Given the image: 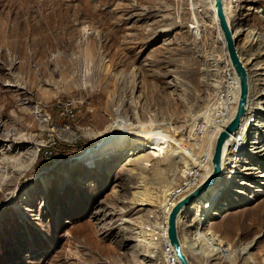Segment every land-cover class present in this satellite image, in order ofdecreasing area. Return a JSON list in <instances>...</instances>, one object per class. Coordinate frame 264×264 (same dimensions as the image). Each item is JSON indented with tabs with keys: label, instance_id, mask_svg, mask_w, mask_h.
Returning a JSON list of instances; mask_svg holds the SVG:
<instances>
[{
	"label": "rangeland",
	"instance_id": "1",
	"mask_svg": "<svg viewBox=\"0 0 264 264\" xmlns=\"http://www.w3.org/2000/svg\"><path fill=\"white\" fill-rule=\"evenodd\" d=\"M223 3L246 137L177 233L191 264H264V0ZM214 17L210 0H0V264H162L163 193L203 159L230 80ZM72 43L96 50L48 49ZM57 57L80 60L64 77Z\"/></svg>",
	"mask_w": 264,
	"mask_h": 264
},
{
	"label": "bare ground",
	"instance_id": "2",
	"mask_svg": "<svg viewBox=\"0 0 264 264\" xmlns=\"http://www.w3.org/2000/svg\"><path fill=\"white\" fill-rule=\"evenodd\" d=\"M222 4H223V7H224V3H223V0H222ZM210 5L211 7L213 8V0H210ZM214 10V8H213ZM224 11H225V7H224ZM56 17V16H54ZM225 17H226V20H227V23L230 27V24L228 22V19H227V16H226V11H225ZM53 21H55V19L53 18ZM60 22V20H59ZM214 22L217 26V22H216V18L214 17ZM62 23V22H61ZM55 25V24H54ZM73 23H72V20L69 19V18H66V21L64 22V25L62 27V32L63 33H66L68 31H70L73 27ZM61 27V26H60ZM218 28V27H217ZM231 29V28H230ZM60 30V29H59ZM219 31V30H218ZM232 33H233V36L235 37V35H237L238 32H233V30L231 29ZM220 33V32H219ZM221 36V35H220ZM251 36H253V34H251ZM221 40H222V37H221ZM235 40H236V37H235ZM223 42V40H222ZM48 49L52 52L54 51H59V52H62V54H66L67 51H72L74 52V54L76 53H79V52H82V51H86L88 54H93L95 52V47H92V46H88L86 47L85 49L82 48V46H79V45H75V44H67V45H61V44H53L51 46L48 47ZM240 58V56H239ZM79 60L78 58H75L74 60H68L67 58L65 57H57L53 60V63L54 64H58V65H63L65 67V69H60V74L64 77H66V75L68 74V69L70 68V64L72 63H75V64H78L79 63ZM243 64V63H242ZM231 69V68H230ZM246 73H247V84H248V94H247V99H246V104H245V111L243 113V115L241 116L240 118V121H239V125L237 126V128L229 134L228 138L225 140V142L223 143L222 145V149H221V161H220V166H221V169H222V165H223V160H224V156L225 154H228L230 148L233 149L232 147L234 145H240V143L244 142V139L246 136H244V132L242 130V127L240 128V126L242 125V121L244 120L245 116H246V113H247V108H248V101H249V77H248V72L246 70ZM227 90L224 91L223 93L219 94V96H217V99H216V103L213 105V107L210 109L211 113H213V115L211 114L210 115V118L213 116L214 118V125L211 126V135L209 137V140H208V143H207V146L205 148V152L203 154V159L201 160H197V159H192L190 158L192 161V163H195L197 162V165L195 166H191L190 168H186L187 170L185 171L186 172V176H185V180H187L188 182H186L185 184L186 185H189L193 182V178L196 177L197 178V175H196V172H199L200 171V174H199V177H198V180L196 182L195 185L193 186H196L197 183L200 182L201 180V171H203V174H205V176H207L211 170V164H210V156H211V150H212V146H213V142H214V139H215V136H216V133L221 129V127L230 119V117L232 116V114H230L231 112V109L232 107L234 106V92H236L237 90V81H236V78L233 74V71L231 70L230 72V80L227 84ZM236 103V102H235ZM258 105V104H257ZM258 107V106H257ZM37 113V112H35ZM34 113V114H35ZM38 115V114H37ZM115 121V120H114ZM110 122V124L106 127V130L104 132V134H101L102 136H106L107 134H109V130L116 128V126H121V125H124L121 120L119 121L118 119H116L115 122ZM102 124V123H101ZM125 127V126H124ZM130 129V132L131 133H145L146 132V127L145 126H142L140 125L139 127H133V128H129ZM129 133V132H128ZM131 135V134H130ZM149 136V135H148ZM24 139V138H23ZM18 140V139H17ZM169 142V141H168ZM254 145L257 143V142H253ZM23 144V143H22ZM179 144V142H178ZM176 145V148H175V155H177L178 157L181 158L182 160V157H184L183 155V149L181 148L182 146H179V145ZM19 147V146H18ZM20 150V149H19ZM240 150V148H239ZM185 151V150H184ZM251 152H254L253 154L254 155H258L259 153L263 154L264 153V150H259L258 147H254V146H251ZM188 154V153H187ZM135 162L137 163V158H129L124 165H128V164H135ZM190 165V164H189ZM143 168L145 166H142ZM247 169H253L251 167L247 168ZM191 170V171H189ZM193 170V171H192ZM192 174V178H187V175H191ZM184 178V177H183ZM174 181V180H173ZM174 185L175 183L174 182H170L169 184V188L163 193V202L165 200V196L168 192H170L171 190L174 189ZM192 186V187H193ZM214 186V185H213ZM212 186V187H213ZM211 187V188H212ZM209 188L208 191L211 189ZM207 191V192H208ZM205 195V194H204ZM202 195L197 201L196 203L201 200V198L204 196ZM165 217H164V221L163 223L159 226L158 229V233L159 235L162 237V235L164 234V228H165ZM181 243V241H180ZM181 246H182V243H181ZM183 248V246H182ZM184 251V250H183ZM212 252V251H211Z\"/></svg>",
	"mask_w": 264,
	"mask_h": 264
},
{
	"label": "water",
	"instance_id": "3",
	"mask_svg": "<svg viewBox=\"0 0 264 264\" xmlns=\"http://www.w3.org/2000/svg\"><path fill=\"white\" fill-rule=\"evenodd\" d=\"M214 15L217 27L223 40L225 55L229 63V67L237 81V99L235 109L230 119L216 133L210 156L211 170L209 174L197 183L192 189L179 197L171 206L165 218V232L169 246L171 247L179 264H191L180 243L177 233V221L180 214L190 204L196 202L205 191L211 187L220 174L221 166V149L229 134L232 133L237 126L241 116L245 111V104L248 94L247 73L242 64L237 50L235 48V37L227 23L222 0H213Z\"/></svg>",
	"mask_w": 264,
	"mask_h": 264
},
{
	"label": "built area",
	"instance_id": "4",
	"mask_svg": "<svg viewBox=\"0 0 264 264\" xmlns=\"http://www.w3.org/2000/svg\"><path fill=\"white\" fill-rule=\"evenodd\" d=\"M227 75L230 79V72L231 69L229 67H227ZM191 171V170H189ZM193 171V170H192ZM197 178H198V172H196ZM192 174L191 175H187V178H192ZM197 178L194 177L193 178V182L189 185H186L185 183L188 182L187 180H185V177L183 178V180L181 181L180 184H178V186H175V188L173 190H171L170 192H168L165 196V200L163 202V208L161 207V214L162 216H164L166 218V215L168 214L171 206L174 204V202L181 197L183 194H185L187 191H189L190 189H192L196 184ZM193 186V187H192ZM163 220V217H162ZM165 224V223H164ZM156 230L157 231H153L158 235V238L160 239V248H161V255H162V264H179L177 261V258L175 257L171 247L169 246L168 242H167V238H166V232H165V228H164V234L162 235V237L159 235L158 233V229L156 226ZM264 256V254H263Z\"/></svg>",
	"mask_w": 264,
	"mask_h": 264
},
{
	"label": "crops",
	"instance_id": "5",
	"mask_svg": "<svg viewBox=\"0 0 264 264\" xmlns=\"http://www.w3.org/2000/svg\"><path fill=\"white\" fill-rule=\"evenodd\" d=\"M185 253V252H184ZM186 254V253H185ZM186 256H187V254H186ZM187 259H188V256H187ZM190 263H191V261H189Z\"/></svg>",
	"mask_w": 264,
	"mask_h": 264
}]
</instances>
